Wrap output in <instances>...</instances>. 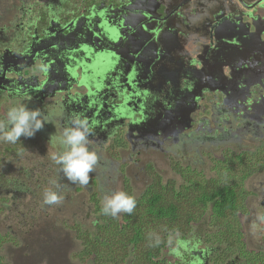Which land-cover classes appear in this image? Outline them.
<instances>
[{
	"label": "flooded vegetation",
	"instance_id": "1",
	"mask_svg": "<svg viewBox=\"0 0 264 264\" xmlns=\"http://www.w3.org/2000/svg\"><path fill=\"white\" fill-rule=\"evenodd\" d=\"M143 26L152 37L140 32ZM75 27L79 49L68 60L60 56L69 77L61 85L78 99L54 95V83L35 93L32 87L46 76L35 52H42L45 40L56 52V43ZM108 45L121 58L112 62ZM147 55L152 58L142 65ZM238 55L248 59H236ZM261 67L264 0H0V119L21 103L51 113V122L35 136L55 152L60 149L50 137L59 135L74 115L87 119L90 149L97 151L98 160L83 186L89 194L96 189L101 198L117 191L119 183L126 186L127 176L144 180L148 188L154 171L150 160L169 157V167L181 163L212 179L214 167L222 165L224 171L228 154L264 151L263 92L258 93L264 76L254 79L250 72L252 89L245 94L238 91L244 88L242 77L235 76L255 68L257 74ZM111 68L116 70L107 74L102 95L86 96ZM231 89L236 92L232 99L224 95H231ZM19 144L21 140L14 145ZM54 163L50 168L61 183L64 175ZM207 168L209 172L203 170ZM20 180L13 191L3 190L11 180L0 184V193L24 191L27 186ZM242 182L238 210L226 215L231 221L224 213L219 218L207 212L187 236L176 233L163 253L166 264H264V161ZM128 188L132 191L126 187L124 192Z\"/></svg>",
	"mask_w": 264,
	"mask_h": 264
},
{
	"label": "rangeland",
	"instance_id": "2",
	"mask_svg": "<svg viewBox=\"0 0 264 264\" xmlns=\"http://www.w3.org/2000/svg\"><path fill=\"white\" fill-rule=\"evenodd\" d=\"M20 140L21 144L15 146L0 139V152L4 151L0 154V184L7 185V180L12 181V184L4 186L3 190L8 188L13 191V183L18 179L27 186L16 195L0 193L2 264H92L91 260L83 263L77 259L83 248L81 242L76 239L77 231L74 227L79 226L83 231L94 232L99 223L94 200L102 204V195L96 189L89 194L83 185L73 184L66 177L62 178L60 183V175L52 171L54 168H50L54 162L51 156L55 151H50L39 136L21 137ZM260 146H264V143ZM7 148L10 151H7ZM168 158L161 157L149 162L154 167V173L161 175L164 182L175 180L177 185L181 184L180 177L169 167ZM142 161H145V158L142 157ZM203 170L209 172L208 168ZM124 178L127 180L126 186L119 183L117 191L132 187L131 193L136 198H139L149 185H145L144 180L135 181L128 176ZM52 181H56L59 188ZM61 184L64 186L61 187ZM45 190L59 191L58 194L64 197L63 201L59 204L44 205L42 201ZM123 214L124 212H121L117 217L121 218ZM175 236L176 234L172 239ZM127 264H130L129 261Z\"/></svg>",
	"mask_w": 264,
	"mask_h": 264
},
{
	"label": "trees",
	"instance_id": "3",
	"mask_svg": "<svg viewBox=\"0 0 264 264\" xmlns=\"http://www.w3.org/2000/svg\"><path fill=\"white\" fill-rule=\"evenodd\" d=\"M264 161V151L256 154H228L222 165L214 167V178L192 172L187 166L175 163L172 171L182 181L164 182L161 175L152 172V183L136 198L131 214L121 218L104 215L102 204L94 200L99 223L94 232L74 227L76 239L82 250L77 255L83 263L92 264H166L163 253L177 232L187 236L191 228L210 212L219 218L224 213L226 222L231 221L227 213L238 210V196L243 190V180L254 173ZM159 238V244L156 239ZM0 264L2 261L0 259Z\"/></svg>",
	"mask_w": 264,
	"mask_h": 264
},
{
	"label": "clouds",
	"instance_id": "4",
	"mask_svg": "<svg viewBox=\"0 0 264 264\" xmlns=\"http://www.w3.org/2000/svg\"><path fill=\"white\" fill-rule=\"evenodd\" d=\"M44 115L40 109H30L21 103L7 109L5 116L0 119V139L4 142L15 144L20 141V137H33L35 133L44 127L45 123L51 122L48 116ZM92 128L85 118L74 115L69 118L61 133L51 136L50 141L54 146H58L60 151L52 154L51 159L60 166V171L64 177L73 184L87 186L89 183V173L93 172L97 164V151L90 149L91 141L89 136ZM52 183L59 188L56 181ZM64 197L58 192L45 190L42 203L44 205L59 204ZM136 207V200L133 196L124 191H113L106 193L102 199L101 212L104 215L117 217L121 212L131 214ZM264 220V216L260 217ZM159 238L156 244H159Z\"/></svg>",
	"mask_w": 264,
	"mask_h": 264
},
{
	"label": "water",
	"instance_id": "5",
	"mask_svg": "<svg viewBox=\"0 0 264 264\" xmlns=\"http://www.w3.org/2000/svg\"><path fill=\"white\" fill-rule=\"evenodd\" d=\"M146 15H147V17H149L148 13H146ZM144 26H145V24H144ZM144 26L142 28H140V32L144 36H146V38L152 37L151 36L152 35L151 30L145 28L147 26H145V27ZM165 33L162 32V36H161V38H159V41L162 44H163V40H164L165 35H166ZM76 35H77V33H76V27H75V29L72 31V34L70 32L67 36L64 37V39L62 41H60L61 43L60 42L56 43L57 44L56 52L53 49L54 47L51 44V42L48 43L47 40H45L43 42L42 46L40 47V48H42V52H40V50L37 51V52H35L38 55L37 56L38 59L41 61V63L43 64V66L45 68L44 69L45 70L44 74L46 75L45 76V79L39 85H37L35 87H32V89H33V91L35 93L44 92V90L48 86H50V85H52L54 83L58 87L57 89H55L54 95H56L58 93L64 94V95L66 94V96H68L69 99H72L71 98V95H74V94H72L71 91L68 92V90L65 89L61 85L63 83L65 77L69 78L68 76H65L64 75V70L66 71V68H65V66H64V64H63L62 61H63V57H66V60H68V57H70V55L72 54V52H74L75 50L79 49L78 44L75 43L76 40H77L76 39V37H77ZM120 35H121V33H120ZM118 43L120 44V41ZM119 44H117L115 47H117ZM112 46H114V44H112ZM112 46L110 47V45H108L107 47L110 48L109 49L110 52H111L110 55H112L111 60L113 62L114 60H116L115 57L118 56V59H119V58H121L122 54H121L120 51H118L115 47L113 48ZM66 49H68L69 51H66ZM85 49H87L86 50L87 52H89L90 50H92V52H94V49L91 46H86ZM105 53H109V52H105ZM61 55H63L62 58L60 57ZM140 56H141V54L138 56V60L140 59ZM151 58H152L151 55H147L145 58L143 57L142 58V63H143L142 65L147 64V61L149 59H151ZM246 58L248 59V57H241V56L238 55V57L236 59L241 60V59H246ZM67 64H68V62H67ZM117 66L120 67L119 64H117ZM257 68H255L254 70L252 69L251 71H249V69L248 70H245V71H239L238 72L239 74L238 73L235 74V76L242 77V83H244L241 86V87H244V88H242V90H238L237 89L238 91L242 92L241 94L247 93V89H248V91H249V89H252V84H250V82L248 81V77H249L250 72H251V76L250 77L253 76L254 79H260L262 76H264V67H261L259 69L258 73L256 74ZM25 69H27V68H25ZM20 70H21V75H22L23 74V70H24V66H20ZM115 70H116V68H111V69H109L107 71V73L102 74V78L105 76V80L104 81L102 80L99 83L98 89H96L95 91H93V90L88 91L86 93L87 94L86 96H88V95H100L101 96L102 95V91H101L100 88H102L106 84L107 74L109 72H113V75H114ZM132 83H134L133 80H132ZM166 91L169 93V95L170 94L173 95V93H174L173 89H171V90H168L167 89ZM169 91H171V92H169ZM231 91H232V94L231 95L230 94H226V93H224V95L226 97L227 96L228 97H231L230 99H232L233 98V95L236 94V92L233 89H231ZM261 91L263 92V94L261 96L259 95L260 96L259 100H260V103H263V104L260 105L259 111L260 112H263L264 110H262V109H263V106H264V88L259 89L258 90V93H261ZM51 97H54V96H51ZM77 99H78V97L76 96L72 100L73 101H76ZM99 115H100V111H99V114L97 116L99 117ZM124 116H125V114H124ZM160 125H162L164 127H167V123H163L162 121H161ZM89 138H91V135L89 136Z\"/></svg>",
	"mask_w": 264,
	"mask_h": 264
}]
</instances>
